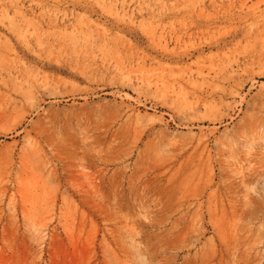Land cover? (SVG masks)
<instances>
[{
  "label": "rangeland",
  "instance_id": "1",
  "mask_svg": "<svg viewBox=\"0 0 264 264\" xmlns=\"http://www.w3.org/2000/svg\"><path fill=\"white\" fill-rule=\"evenodd\" d=\"M0 264H264V0H0Z\"/></svg>",
  "mask_w": 264,
  "mask_h": 264
}]
</instances>
